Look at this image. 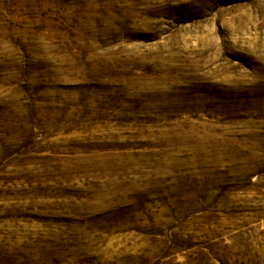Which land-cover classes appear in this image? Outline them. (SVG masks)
Segmentation results:
<instances>
[{"label":"rangeland","instance_id":"obj_1","mask_svg":"<svg viewBox=\"0 0 264 264\" xmlns=\"http://www.w3.org/2000/svg\"><path fill=\"white\" fill-rule=\"evenodd\" d=\"M0 264H264V0H0Z\"/></svg>","mask_w":264,"mask_h":264}]
</instances>
